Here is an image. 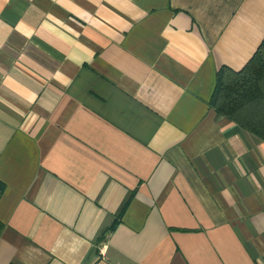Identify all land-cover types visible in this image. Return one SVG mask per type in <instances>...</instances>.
<instances>
[{
    "label": "crops",
    "instance_id": "1",
    "mask_svg": "<svg viewBox=\"0 0 264 264\" xmlns=\"http://www.w3.org/2000/svg\"><path fill=\"white\" fill-rule=\"evenodd\" d=\"M264 0H0V264H258L264 141L212 108Z\"/></svg>",
    "mask_w": 264,
    "mask_h": 264
},
{
    "label": "trees",
    "instance_id": "2",
    "mask_svg": "<svg viewBox=\"0 0 264 264\" xmlns=\"http://www.w3.org/2000/svg\"><path fill=\"white\" fill-rule=\"evenodd\" d=\"M208 103L218 114L264 141V36L240 69L223 65L216 70ZM2 189L0 182V195Z\"/></svg>",
    "mask_w": 264,
    "mask_h": 264
},
{
    "label": "built area",
    "instance_id": "3",
    "mask_svg": "<svg viewBox=\"0 0 264 264\" xmlns=\"http://www.w3.org/2000/svg\"><path fill=\"white\" fill-rule=\"evenodd\" d=\"M258 264H264V259L260 260Z\"/></svg>",
    "mask_w": 264,
    "mask_h": 264
}]
</instances>
